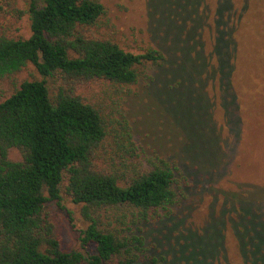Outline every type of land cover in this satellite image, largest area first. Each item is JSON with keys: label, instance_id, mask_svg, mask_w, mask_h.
Masks as SVG:
<instances>
[{"label": "trees", "instance_id": "trees-1", "mask_svg": "<svg viewBox=\"0 0 264 264\" xmlns=\"http://www.w3.org/2000/svg\"><path fill=\"white\" fill-rule=\"evenodd\" d=\"M200 1L161 0L155 25L162 29L161 36L171 38L167 51L150 47L134 53L109 38L89 35L86 28L103 14L97 0H29L31 34L24 38L0 34V84L13 85L28 64L43 76L13 85V92L0 101V264H140L133 250L145 252L144 237L121 234L105 221L119 208L130 210L133 224L138 218L163 228V251L150 257L152 264H229L221 262L226 226L243 264H264V217L256 204L244 206L248 196L237 194L230 203L220 204L218 215L210 212L207 232L178 229L180 222L159 210L179 198L175 177L179 161L139 157L135 149L131 151L136 158L116 151L113 156L105 145V115L77 90L95 80L134 84L145 73L141 67L169 62L165 68L171 93L165 94L166 104L182 136L171 149L200 171L213 169L219 158L217 140L205 133V98L191 87L195 75L232 71L234 43L230 54L215 56L216 64L202 53ZM236 5L239 8L231 0L228 10L224 8L228 20L237 21L246 3L237 0ZM203 17L206 22L205 10ZM46 77L61 81L53 94ZM147 77L152 80V75ZM229 77L222 83L227 92L232 90ZM11 148L20 151V160L9 158ZM107 154L112 164L102 158ZM62 189L87 221L79 233V247L69 250L54 234L45 206L48 201L58 203Z\"/></svg>", "mask_w": 264, "mask_h": 264}, {"label": "rangeland", "instance_id": "rangeland-1", "mask_svg": "<svg viewBox=\"0 0 264 264\" xmlns=\"http://www.w3.org/2000/svg\"><path fill=\"white\" fill-rule=\"evenodd\" d=\"M40 1L37 0L38 3ZM97 1L103 5V14L93 26L86 28L89 35L109 38L134 53L150 47L168 48L170 36H161L162 29L155 25L156 15L163 8L161 0ZM229 1L201 0L198 6L202 13L201 32L198 33L203 41L202 53L210 60L212 57L213 64H216L215 56L230 54L233 50L230 44L234 43L231 75L229 72L224 75V71H206L203 75L194 76L195 83L200 85L194 83L191 87L197 95L202 94L205 98V133L217 140L219 158L215 159L213 169L200 171L185 162L181 152L171 149L173 144L178 146L182 136L172 122L174 113L169 112L173 110L166 104L169 97L165 94L171 93L167 85L170 84L167 81L170 72L165 68L169 62L155 65L152 69L141 67L145 73H140L138 82L134 84L95 80L77 89L105 115L108 123L105 145L113 156H116L113 153L116 151L129 158V154H133L136 158L131 151L135 149L139 157L156 160L155 155H158L169 162L173 159L179 161V171L175 173L179 198L159 212L162 215L170 213L174 221L180 222L178 229L189 227L196 233H202L204 229L207 232L209 217L218 215L220 204L230 203L237 194L248 196L244 206L256 204L254 206L264 217V0H243L246 6L237 21L228 20ZM233 3L239 8L237 0ZM28 8L29 0H0V34L28 37L31 34ZM224 8L227 9L225 12ZM166 55L173 59L169 52ZM149 75H152V80L147 77ZM228 77L230 92L222 87L223 80ZM15 78L13 85L17 87L23 80L43 79V76L28 64ZM46 83L50 94H53L61 81L46 77ZM13 85L10 82L0 84V101L13 92ZM178 124L182 125L181 122ZM8 156L12 160L22 158L16 148H11ZM102 158L107 164L113 162L111 154ZM105 163L101 164L105 166ZM60 196L58 203L48 201L45 206L54 234L62 248L69 250L79 247V233L87 221L80 214V206L72 202L64 189ZM133 219L135 221L129 209L119 208L113 209L105 221L121 234L143 236L145 252L133 251L140 264H152L150 257H157L163 251L160 239L163 228L159 224L141 222L138 218L133 224ZM222 235L225 258L221 262L243 264L229 226L222 230Z\"/></svg>", "mask_w": 264, "mask_h": 264}]
</instances>
